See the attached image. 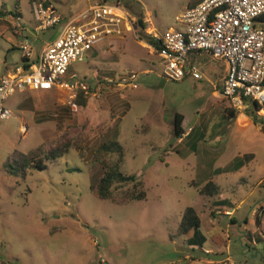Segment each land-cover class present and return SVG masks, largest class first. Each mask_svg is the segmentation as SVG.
Here are the masks:
<instances>
[{"label":"rangeland","instance_id":"1","mask_svg":"<svg viewBox=\"0 0 264 264\" xmlns=\"http://www.w3.org/2000/svg\"><path fill=\"white\" fill-rule=\"evenodd\" d=\"M38 1L52 5L66 20L104 2L0 0V78L22 61L16 25L28 37L32 52L57 35V27L37 32L38 40L32 35ZM197 1L120 0L126 15L143 24V28L135 24L138 39L129 29L123 38H108L109 42L97 44L93 52L71 63L67 74V79L75 75L93 86L104 78L136 73V89L120 87L83 96L84 105L69 100L64 90L16 91L8 98L4 106L10 116L0 119V261L190 264L185 258L194 256L191 264H222L224 255L211 254L217 246L210 236L219 235L229 239V256L235 264H264L263 243L249 249L251 243L241 225L248 218L257 240L260 232H256L253 213L259 215L256 207L264 205V183L258 185L264 179V134L254 124L238 131L233 124L238 114L249 115L250 104L235 110L221 95L223 72L211 57L191 60L203 79L187 76L171 81L162 76L158 56L149 48L151 32L181 29L176 16ZM178 114L183 117L182 128L193 132L175 151L172 126ZM257 115L264 118V110ZM21 125L26 126L24 130ZM115 140L123 148L120 171L143 183V201L115 205L97 197L96 186L103 174L100 159L110 163L118 159L117 152L99 153V146ZM64 142L70 144L67 153L46 161L45 169L31 168L25 174L13 169L16 176L8 173L6 162L13 152H47ZM245 154L254 156L246 158L242 169L213 174ZM206 178L219 186L218 195L199 194ZM130 188L131 184L115 185L113 191L122 196ZM220 195L231 203L228 209L236 213L235 224L229 225L228 216L217 214L211 225L215 221L211 205ZM188 207L198 214V230L204 236L201 249L209 254L188 245L185 236L178 234Z\"/></svg>","mask_w":264,"mask_h":264},{"label":"built area","instance_id":"2","mask_svg":"<svg viewBox=\"0 0 264 264\" xmlns=\"http://www.w3.org/2000/svg\"><path fill=\"white\" fill-rule=\"evenodd\" d=\"M35 14V32L57 27V35L35 57L28 40L22 39L19 45L21 64L0 78L1 120L10 116L5 102L20 90H64L68 99L74 101L80 93L89 97L120 87H138L136 73L124 74L117 79L104 78L93 86L75 75L67 79L70 64L93 52L102 41L111 37L123 38L128 29L138 39L136 20L126 15L120 0L116 4H107L105 0L96 2L68 20L63 19L52 5L38 1ZM262 16L264 0H201L176 16L175 21L181 29L151 32L149 48L158 56L162 76L171 81H181L187 76L202 79L190 61L194 53L204 52L222 60L227 71L221 95L231 107L245 109L248 102L263 107L264 28L256 24ZM15 32L23 36L21 26L16 25ZM214 212L229 217L233 214V211L221 208ZM204 253L210 252L205 250ZM222 264L235 263L226 256Z\"/></svg>","mask_w":264,"mask_h":264},{"label":"trees","instance_id":"3","mask_svg":"<svg viewBox=\"0 0 264 264\" xmlns=\"http://www.w3.org/2000/svg\"><path fill=\"white\" fill-rule=\"evenodd\" d=\"M264 17V16H262ZM260 17V18H262ZM135 24L139 28L140 25L143 28V24L141 20H136ZM151 42V39H148ZM155 49H157L156 43L153 44ZM82 93L78 94L77 98L74 100L78 105L85 104V97ZM83 99V101H82ZM86 100V99H85ZM250 104L249 117L252 119L254 124L260 126V132L264 134V125L263 120L264 118L257 115V113L263 109L264 106H260L256 102H248ZM254 104V106H253ZM230 117H234L232 113H230ZM182 120L183 117L181 115H176L173 121L172 126V134L176 139H179L184 134V130L182 128ZM190 134V133H189ZM188 134V135H189ZM187 135V136H188ZM70 147L69 142H64L61 144H57L55 147L50 148L47 152L36 150V151H29L27 153H21L18 151L13 152L12 155L8 157L6 162V168L10 175L16 176L17 174L13 171V169L23 170L25 174L28 169H38L43 170L46 168V161L55 160L62 157L65 153H67L68 148ZM118 153V159L115 162H107L106 160L99 161L100 165L103 167V174L100 177L98 184L96 186V194L100 200L109 201L115 205H124L132 201H143L146 198V192L144 191L143 183L138 180L135 175H127L120 171V165L123 162V148L122 146L116 142H111L107 144L106 142L99 146V153ZM249 157L251 159L252 154H245L242 156L241 159L236 158L233 161V165L238 162L240 165L244 161L247 162L246 158ZM239 167V166H238ZM12 170V171H11ZM121 184H131V188L124 192V194L117 195L114 193L113 188L115 185ZM200 195L203 196H214L219 193V186L215 184L212 180H209L205 183L202 187L198 189ZM212 216H215V212L212 211ZM232 221V219H230ZM233 222V221H232ZM260 221L259 218H256V225L259 226ZM200 227V219L196 210L192 207H188L184 210L181 221L178 226V234L180 235H187L188 233L192 232V236L187 239V244L190 246H197L201 248L204 242V236L199 232ZM251 233H247V237H251ZM247 240L251 243V240L247 238ZM258 243H261L260 236L257 237ZM255 249L252 246L249 249ZM0 264H6L3 261ZM12 264V263H11Z\"/></svg>","mask_w":264,"mask_h":264},{"label":"crops","instance_id":"4","mask_svg":"<svg viewBox=\"0 0 264 264\" xmlns=\"http://www.w3.org/2000/svg\"><path fill=\"white\" fill-rule=\"evenodd\" d=\"M201 0H199V1H197V2H195L191 7H193V6H195V5H197L199 2H200ZM256 24L258 25V26H261V27H263L264 28V17H262V18H259L257 21H256ZM34 26H35V24H34ZM32 35L35 37V39H37L38 40V36H36L37 35V32H35L34 30L32 31ZM17 37L22 41V39L23 38H25V39H27L28 41H29V39H28V37L26 36H20V35H17ZM115 38V37H114ZM116 39H118V38H116ZM51 40V39H50ZM50 40H48L46 43H41L40 44V46H38L36 49H35V51H33V54H34V57L35 56H37L38 54H39V52L41 51V49L50 41ZM21 41L19 42V44L17 45V47L19 48V45H20V43H21ZM106 41H108L107 39L106 40H104V41H102L101 43H103V42H106ZM18 42V41H17ZM109 42V41H108ZM107 45V44H106ZM110 45H111V43H110ZM109 45V46H110ZM148 46V45H147ZM108 47V46H107ZM151 49V48H150ZM33 50V49H32ZM211 57L208 53H204V52H200V53H194L192 56H191V60H192V58H197V59H203V58H206V57ZM21 58H22V56H21ZM213 60H215L216 62H217V64H218V69H219V71H221V72H223V74H222V79H221V87H222V82H223V80H224V77H225V75H226V71H227V66H226V64L222 61V60H218V59H214L213 57H211ZM22 60V59H21ZM190 60V61H191ZM13 69L14 68H11V69H8L7 71H6V74H8V73H11L12 71H13ZM5 74V75H6ZM202 79H203V77H202ZM19 93H25V92H30V93H35V92H51V91H33V90H20V91H18ZM220 93H221V91H220ZM22 98H23V95H22ZM233 124H234V126L235 127H237V131L239 130V129H242V128H244V127H247V126H250V125H252V124H254L253 123V121H252V119L249 117V116H242V115H237L236 117H235V119H234V122H233ZM256 127H257V129L258 130H260V126L259 125H257V124H254ZM26 126H24V125H21V127H20V129L21 130H24V128H25ZM184 130V129H183ZM192 132H193V130H191V131H185L184 130V134L182 135V137L181 138H179V139H177V146H176V150L175 151H178V149H177V147L179 146V145H181L182 143H183V141H185V140H187L190 136H191V134H192ZM190 133V134H189ZM189 134V135H188ZM188 135V136H187ZM166 154H171V153H173L172 151H166L165 152ZM253 154H252V157H251V159L250 160H252L253 159ZM233 161H234V158H233V160L230 162V163H228V164H226L225 166H223L222 168H216L215 170H213V174L214 175H220V174H222V173H224V172H233V171H238V170H240V169H242L243 168V166H244V162L243 163H241L240 165L238 164V162L235 164V166L233 165ZM249 161V160H248ZM239 166V167H238ZM209 180H212L213 181V179H211V178H206L205 180H204V184L205 183H207ZM262 183H264V179L258 184L259 186H263L262 185ZM191 184H194L193 183V181H192V183ZM219 193H220V188H219ZM218 193V194H219ZM217 194V195H218ZM214 196H216V195H214ZM209 197H213V196H209ZM231 205V203L230 202H228L227 201V199L226 198H224V197H222L221 195H220V198H219V200H215V201H213L212 202V205H211V207H212V209L213 210H215L216 208H221V209H225V210H227L228 209V206H230ZM257 209L258 208H261V211H260V213H259V215H256V212L254 211V213H253V215H254V217H255V221H254V224H255V226H256V229H257V234H259L258 232H260V234L258 235V236H260V238H261V243H263V245H264V230L262 229V226H264V205L262 206V205H257V207H256ZM229 211H233V214H232V216L231 217H229L228 216V221H229V225H232V224H235V222H236V220H235V212H234V209H228ZM217 214H215V216H213V218H215L214 220L215 221H213V223L211 224V225H214L215 223H216V219H217V216H216ZM259 218V221H260V224H259V226H257L256 225V218ZM230 219H232V221H230ZM242 226H243V229H245L246 230V232L247 233H253L252 231H250L249 230V226H250V220L248 219V218H245L244 220H243V222H242V224H241ZM185 236V241H187V239H189L191 236H192V232H190V233H188L187 235H184ZM248 239H250L251 240V243H252V246L254 247V248H256V245H258V241L256 240V238L254 237V236H252L251 235V237L249 238V237H247ZM210 240L217 246V249H216V251L215 252H212L211 254L212 255H217V254H219V255H224V259H225V257L226 256H229V239H225V238H222L221 236H219V235H212V236H210ZM187 243V242H186ZM200 250L204 253V251L200 248ZM210 252V251H209ZM186 260H187V262H189L190 264L191 263H193V262H195L196 261V257H194V256H186V258H185ZM2 261H0V263H1ZM11 264V263H10ZM12 264H14V263H12Z\"/></svg>","mask_w":264,"mask_h":264},{"label":"water","instance_id":"5","mask_svg":"<svg viewBox=\"0 0 264 264\" xmlns=\"http://www.w3.org/2000/svg\"><path fill=\"white\" fill-rule=\"evenodd\" d=\"M253 106H254V104H253Z\"/></svg>","mask_w":264,"mask_h":264}]
</instances>
